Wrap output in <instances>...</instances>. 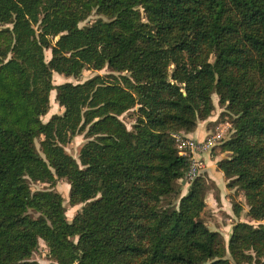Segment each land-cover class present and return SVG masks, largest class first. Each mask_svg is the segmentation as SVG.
<instances>
[{"label":"trees","instance_id":"1","mask_svg":"<svg viewBox=\"0 0 264 264\" xmlns=\"http://www.w3.org/2000/svg\"><path fill=\"white\" fill-rule=\"evenodd\" d=\"M0 25V264H44L42 241L47 264H264V0H0ZM53 90L64 111L45 122ZM214 94L233 123L217 166L249 206L228 245L204 220L208 179L183 195L173 136ZM59 179L83 204L71 221Z\"/></svg>","mask_w":264,"mask_h":264},{"label":"rangeland","instance_id":"2","mask_svg":"<svg viewBox=\"0 0 264 264\" xmlns=\"http://www.w3.org/2000/svg\"><path fill=\"white\" fill-rule=\"evenodd\" d=\"M95 19H96V16L92 15L88 20L81 23V25L88 24V23L94 21ZM0 27H2V26L0 25ZM45 55H46L47 59H50L51 51L46 50ZM108 72H109V70L107 68H104L102 70L86 69V70H84L83 75L79 79H76L74 77H66V76L60 75L58 73H54L53 82L55 85H58V84H61L64 82H68V81L73 82V83H77V82L85 81L86 79L91 78L97 74L104 75ZM56 94H57L56 90H53L50 94V101H51L50 109H49L48 113L42 117L43 121H45V122L48 121L54 114H61L64 111V108L62 106H60L56 100ZM213 100H214L216 108H215L214 113H212V115L208 119L210 120L211 118H215L216 120L215 121H209L208 127L211 130V132H213L217 126H220L221 128L226 129L227 130L226 137L228 138L231 135L230 129H231V127H233L232 119L229 115H227V114L223 115L222 114V112L224 111V108L219 104V99H218V96L216 94L213 95ZM121 118L126 123L127 127L129 129H132V125L134 123V113L133 112L125 113L121 116ZM87 140L88 139H87L85 133L77 134L72 139V141L66 146V149L72 156H74L78 161H80V159H79L80 148ZM220 143L222 144V141H220ZM221 144L220 145L218 144L217 147L214 146L212 150H217L216 148L221 147ZM37 147H39V143H37ZM210 153H207V154H210ZM206 171H207V168H206ZM206 171L201 176H204L205 178L208 179V181H209L208 183L210 184L209 191L215 193V190H216L215 184L206 175ZM186 185H188L187 182H186ZM32 187L34 190H36V189L50 188L51 185L49 183L38 182V183H33ZM54 188L62 193V195L64 197V204H65L66 209H67V217L71 221L73 219V217L82 209L83 204H79L76 206H72L70 204V198H69L70 184L67 182V180H65V179L57 180ZM232 190H233L231 193L232 198H233L232 202L234 204L240 203L242 208H243L240 215H236L233 211V206H234V204H233V206H232L233 215L237 216L238 219L244 218V220H239V221H249L247 214L244 212L245 209H247V210L249 209V206L247 204V200H246L244 192L238 188H235ZM209 191H208V193H209ZM208 193H207V195H208ZM240 198L242 199V201H238V199L240 200ZM204 220L206 221L207 225L211 229L221 230L220 232L223 234L224 240H225L226 244L228 245L229 237H230V234L232 232L231 231V224L234 223L235 219L231 218V216L228 213H226V211H224L222 209L217 210V211H213L212 209L208 208V210L206 211V213L204 215ZM239 221H237V222H239ZM251 222L256 224V225L259 223L256 221H251ZM236 223H234V224H236ZM33 259H35L41 263H44V264L51 262L49 250H48L47 246L45 245V242H43V241L41 242L39 250L37 252H35L33 255Z\"/></svg>","mask_w":264,"mask_h":264},{"label":"crops","instance_id":"3","mask_svg":"<svg viewBox=\"0 0 264 264\" xmlns=\"http://www.w3.org/2000/svg\"><path fill=\"white\" fill-rule=\"evenodd\" d=\"M215 120H216L215 118H211L210 120L208 119L205 121H201L199 122L197 129L195 131L187 134L198 140L205 139L211 133V130L208 127L209 121H215ZM215 147H217V145ZM216 149L217 150H212L210 154L204 155L207 161L206 175L214 182L216 188L215 193L209 191L206 197V202L208 208L212 209L213 211H217L220 209L226 211V213H228L231 216V218L235 219L234 223H236L239 220H244V218L238 219L237 216L233 215L232 213V206L234 203L232 202L233 198L231 193L233 191L232 189L235 188L228 187V180L225 174L217 166L218 161L223 157H226L227 152L224 151L221 147ZM188 185L185 184V186H183V195L188 192L190 186ZM238 201H242V199L240 198V200L238 199ZM247 211H248L247 209L244 210L245 213ZM234 223L231 224V231ZM214 230L221 231L219 229H214Z\"/></svg>","mask_w":264,"mask_h":264},{"label":"built area","instance_id":"4","mask_svg":"<svg viewBox=\"0 0 264 264\" xmlns=\"http://www.w3.org/2000/svg\"><path fill=\"white\" fill-rule=\"evenodd\" d=\"M227 130L217 126L205 139L198 140L186 133H175L180 155L190 158V166L187 171V184L203 175L207 168V161L204 155L210 153L214 146L225 140Z\"/></svg>","mask_w":264,"mask_h":264}]
</instances>
